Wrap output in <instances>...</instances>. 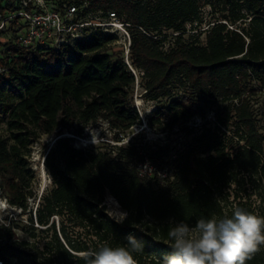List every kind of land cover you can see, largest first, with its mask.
<instances>
[{"label":"trees","instance_id":"trees-1","mask_svg":"<svg viewBox=\"0 0 264 264\" xmlns=\"http://www.w3.org/2000/svg\"><path fill=\"white\" fill-rule=\"evenodd\" d=\"M9 1L0 0L7 18L0 30L6 39H0L6 130L0 134V192L21 215L28 213V223L0 224L4 264H84L82 252L128 246L130 235L143 244L133 252L137 264H161L172 252L170 224L194 226L202 217L231 216L236 207L264 217L252 200L264 201V117L254 102L264 91V0H75L88 2L84 16L115 11L132 25L137 75L122 50L108 45L114 37L101 30L61 50L23 45L19 31L26 23L9 18L17 10ZM204 5L216 19L204 39L202 31L186 36L189 23L201 28ZM137 82L143 96L158 103L146 119L134 104ZM192 117L202 124L183 127L186 141L179 148L138 141L140 132L121 144L90 148L75 146L74 136L57 138L43 160L52 187L28 211L36 196L29 154L44 135L58 129L81 135L103 120L123 141L136 124L169 132ZM147 161L155 169L141 174ZM108 195L126 213L123 221L110 215ZM15 225L26 237H16ZM245 264H264V246Z\"/></svg>","mask_w":264,"mask_h":264},{"label":"clouds","instance_id":"clouds-1","mask_svg":"<svg viewBox=\"0 0 264 264\" xmlns=\"http://www.w3.org/2000/svg\"><path fill=\"white\" fill-rule=\"evenodd\" d=\"M170 225L172 252L161 264H245L264 246V217L240 207L231 216L202 217L194 226L183 221ZM126 239L128 246L105 244L82 252L84 264H137L133 252L143 244L131 235Z\"/></svg>","mask_w":264,"mask_h":264},{"label":"rangeland","instance_id":"rangeland-1","mask_svg":"<svg viewBox=\"0 0 264 264\" xmlns=\"http://www.w3.org/2000/svg\"><path fill=\"white\" fill-rule=\"evenodd\" d=\"M203 24L201 25V28H196V23H189L186 28L185 35L188 36L189 34L194 35L198 31L201 32V39H204L205 37V31L210 27V25L213 24V21L216 19L214 17H217V14L215 16H212L211 7L209 5H204L203 8ZM1 35V33H0ZM173 33L170 32L168 34V40L166 41V48L169 47V44L171 43V40L173 38ZM2 42H5V37L2 36L1 38ZM113 49L118 48L117 46H111ZM143 88L141 87L140 83L137 82L135 91L133 94L134 104L139 109L142 117L146 119V116L156 108L158 103L156 101H152L149 99H146L144 96ZM177 96V95H176ZM255 107L259 109H263V117H264V91H260L258 94L255 95L254 98ZM261 112V110L259 111ZM214 116V110H210L207 113V119L209 121H213ZM202 124V119L200 117H192L190 121L187 122L186 125H179V127L175 128L173 131L165 132L161 131L160 129L155 128H149L144 123L142 125L136 124L133 128V131H130L126 135V137L123 139V141H117L114 137V132L111 131V129L108 126V123L103 120H99L96 122L91 123L87 128L84 129L83 134H73V130H65L64 133H58L56 132L51 135H44L38 142H35L32 145L30 154H29V166L30 169L35 173V176L33 178V189L36 192V196L29 198V210L35 208L38 205V201L40 196L43 192H45L47 189H50L52 187V178L49 175L48 171L46 170L43 160L44 155L46 153V146L53 145L54 141L61 137V136H74V144L77 147H86L90 148L92 146L98 147L102 146L104 144H121L123 142L129 141L131 136L134 134H138V141H149L154 142L156 140H165L166 142L172 143V146H175L176 148H179L183 145V143L186 141L184 137V131L183 127L188 126L189 128L194 127L195 129L199 127V125ZM0 134L6 135L5 130V124L2 120V116L0 115ZM232 145H236L234 141H232ZM110 147V146H107ZM252 200L254 203H256V206H260L264 209V201L260 199V197L254 195ZM0 224L7 222L9 223L10 219H13L14 222H17L21 220L23 223H28V213L21 215V210L10 205L6 200L4 195L0 192ZM2 201L4 203H2ZM107 209L112 217L119 220L122 218V215H126V213L121 209L117 201L111 197L107 196L106 201ZM120 221V220H119ZM16 237L18 238H24L26 235L22 232L20 228L15 225V228L13 229Z\"/></svg>","mask_w":264,"mask_h":264},{"label":"built area","instance_id":"built-area-1","mask_svg":"<svg viewBox=\"0 0 264 264\" xmlns=\"http://www.w3.org/2000/svg\"><path fill=\"white\" fill-rule=\"evenodd\" d=\"M9 4H16L17 7L9 18L21 17L26 23L19 31V41L23 45L61 50L73 47L87 34L101 30L114 37L108 45L117 46L122 50L123 60L137 75V70L133 68L130 60L132 25L123 20L117 12L100 11L97 15L84 16L83 11L88 2L79 5L75 0H65L59 4L48 0H10ZM6 20L7 18L0 14V30L5 28ZM4 70L0 66V72ZM154 169L155 167L148 161L140 164L141 174H151ZM0 264H4L1 258Z\"/></svg>","mask_w":264,"mask_h":264},{"label":"bare ground","instance_id":"bare-ground-1","mask_svg":"<svg viewBox=\"0 0 264 264\" xmlns=\"http://www.w3.org/2000/svg\"><path fill=\"white\" fill-rule=\"evenodd\" d=\"M1 202V201H0ZM2 203H4L3 201H2Z\"/></svg>","mask_w":264,"mask_h":264}]
</instances>
